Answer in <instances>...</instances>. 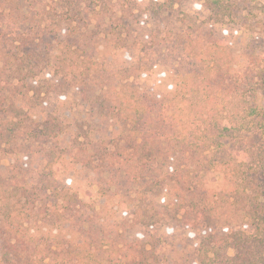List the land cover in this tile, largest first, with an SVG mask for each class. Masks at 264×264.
<instances>
[{
	"label": "trees",
	"instance_id": "trees-1",
	"mask_svg": "<svg viewBox=\"0 0 264 264\" xmlns=\"http://www.w3.org/2000/svg\"><path fill=\"white\" fill-rule=\"evenodd\" d=\"M103 1L0 0V154L21 161L19 177L0 176V264H160L170 245L159 233L165 223L195 237L197 264H264V107L243 104L241 97L234 105L225 96L202 103L194 89L185 92L195 84L187 79L176 89L164 85L163 92L159 67L151 56L145 59L147 51L123 50L117 39L116 84L106 77L98 82L101 69L88 62L94 60L83 44L95 38L90 21ZM131 1L145 2L127 0L128 9L108 25L118 28V38L125 34L119 39L125 43L133 26L129 13L149 18L182 4L147 0L145 9H134ZM236 4L212 0L208 6L223 18L234 16ZM16 25L26 33L15 32ZM215 43L216 52H225L223 43ZM203 70L220 91L232 86V61H212ZM257 76L264 98V72ZM75 98L98 114L92 121L116 122L110 141L90 138L58 115ZM67 130L76 132V149L83 136L101 138L96 168L119 175L121 219L108 234L92 231L103 225L91 223L78 192L64 185L70 179L60 160L77 150L65 147L60 158L49 148L42 165L29 171L33 152L26 146L57 145ZM135 186L140 192H131ZM137 193L135 213H128ZM135 232L141 234L132 237Z\"/></svg>",
	"mask_w": 264,
	"mask_h": 264
},
{
	"label": "rangeland",
	"instance_id": "rangeland-1",
	"mask_svg": "<svg viewBox=\"0 0 264 264\" xmlns=\"http://www.w3.org/2000/svg\"><path fill=\"white\" fill-rule=\"evenodd\" d=\"M146 1L142 5L134 4L132 1L130 4L134 9H145L149 5ZM181 1V5L175 4L173 8L161 12L158 16L150 13L149 18H144L143 15L138 18V13H129L133 26L130 29L131 35L129 33L127 43L119 41L120 38L126 39V37L125 34L117 37L118 28L111 31L108 27L109 19L117 18V15L120 17L119 10L128 9L127 0H105L103 5L96 4V11L92 14L95 18L90 21L91 32L95 34V38L92 39L91 44L84 43L83 47H86L87 54L93 57L94 61L88 62L98 64L101 69L100 78L97 81L104 80L106 77L116 84V69L120 64L117 59V39L118 45L123 50L131 46L139 47L143 52L147 51L148 54L145 59L147 60L151 56L152 59L149 62L159 67L157 72L161 76L163 92L166 91L165 87L169 85V87L172 86V89H176L175 85L178 86L183 79H187V82H195V84L191 89L184 87L183 89H187L185 92L195 90L197 92V94L195 92L196 97L200 98L202 103H205V100L221 99L225 96L227 100L230 99L232 105L244 101L243 104L246 105L253 104V106L264 107V98L258 90L260 81L257 76V73L264 72V0H225L238 3L236 5L240 6L234 11V16L230 17L225 14L226 16L223 18H217L216 13L210 10L211 7L208 6V3L212 0ZM152 11L156 13L155 10ZM116 13L118 14L116 15ZM137 18L139 23H145V29L137 24ZM13 30L15 32L20 31L22 35L26 33V30L18 25ZM80 31L82 32V30ZM18 34L17 37H20ZM228 40L229 45L224 42ZM215 42L223 43L225 52H220V50L216 52L219 44ZM212 61H220L223 66L227 61L233 63L234 70L228 78L233 84L224 91H220L215 82L208 81L203 76L205 72L203 68ZM186 75L188 78L185 77ZM220 102L219 100L215 102L218 107ZM88 109L87 104L75 98L74 101L72 100L62 108H58V115L69 118L73 129H75L74 126H81L82 131L89 134L90 138L96 135V137L101 136L107 142L110 141L112 139L110 134L116 131V122L105 118L92 121L91 116L97 117L98 114H90ZM34 112L39 115L38 110ZM65 133L63 141H58L57 145L46 144L44 150L36 146H26L25 143L26 151L32 150L33 152L29 159V171L36 169L38 165H42L39 162L43 159L42 155L46 157L45 151L49 148L58 152L55 156L59 155L60 158V151L65 147L71 151L72 148L75 152L77 150V156H65L64 160H60L62 163L60 169L62 168L66 179H70L69 183L63 179L64 185L68 189L72 186L71 189L78 192L83 201V211L91 213V223L103 225V227L97 226L92 231L102 230V233L108 234L111 231L109 225L113 224L115 219H121V214L117 213L120 208L117 204L119 198L116 196V179L119 175L116 174L115 170L102 174L96 168L94 159L98 155L95 148L104 145L101 138L99 141L93 140L92 142L83 136L78 141L76 149L73 140L76 132L72 130L70 133L67 130ZM85 160L86 162H84ZM20 162L18 156L0 154V176L5 179L9 176L19 177ZM135 190L140 192L137 186L132 188L131 192ZM141 194H133L129 198V209L132 211L128 213H135L132 205L133 203L137 204ZM92 208L94 209L91 210ZM130 222L131 220L128 223ZM159 233L167 237L170 244L161 251L159 255L160 264H197L193 256L195 253L193 248L196 244L194 236L184 234L173 228L170 223H165ZM138 234L141 232H135L131 236L136 237ZM75 236L77 237V234Z\"/></svg>",
	"mask_w": 264,
	"mask_h": 264
}]
</instances>
